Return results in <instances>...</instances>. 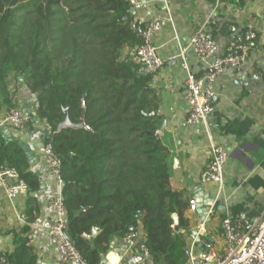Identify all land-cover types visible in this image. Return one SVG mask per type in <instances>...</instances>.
<instances>
[{"label": "trees", "instance_id": "obj_1", "mask_svg": "<svg viewBox=\"0 0 264 264\" xmlns=\"http://www.w3.org/2000/svg\"><path fill=\"white\" fill-rule=\"evenodd\" d=\"M129 7L126 0H0V112L17 106L9 81L22 77L50 130L67 234L87 264H100L110 242L140 224L152 264H184L173 216L185 231L189 202L170 188V150L158 132L151 75L129 59L144 26ZM65 110L83 125L58 131ZM20 144L0 133V166L15 168L28 191L25 223L13 232L14 250L0 252V264H38L29 234L41 184Z\"/></svg>", "mask_w": 264, "mask_h": 264}, {"label": "crops", "instance_id": "obj_2", "mask_svg": "<svg viewBox=\"0 0 264 264\" xmlns=\"http://www.w3.org/2000/svg\"><path fill=\"white\" fill-rule=\"evenodd\" d=\"M142 6L132 13L133 21L143 25L164 15L161 0H141ZM174 15V25L180 41L186 44L189 35L204 27L215 39L218 54L232 53L231 26L242 33L254 32L257 46L245 61L219 74L213 85L214 112L210 117L212 138L228 151L224 167L222 187L202 183L200 173L211 159L208 138L201 125H182L187 116V104L183 96L186 71L176 57L178 43L171 26L154 36L159 55L165 59L163 67L151 75L149 86L157 93L160 104L157 113L161 117L160 137L169 147L170 188L183 191L184 197L196 200V210L185 211L188 227L183 235L184 244L196 239L199 244L211 242L216 252L223 248V232L220 221L227 215L245 218L258 217L264 210V0H168ZM127 49L124 51L126 54ZM189 67L201 76L205 66L187 51ZM9 91L17 106L25 112H36V98L26 88L22 77L9 81ZM4 110V109H3ZM2 110V111H3ZM32 120V116L30 117ZM38 120V118H37ZM46 128L38 120L26 134H16L9 126L0 129L4 139H19L38 157L31 169L40 179L39 195L52 184L41 168V145ZM27 194L9 200L0 186V252H12L14 231L25 223L24 209ZM201 207H212L203 219ZM209 212V211H208ZM177 220V217H176ZM177 224V223H176ZM204 229L200 230V226ZM31 226V225H30ZM141 224L137 230L136 245L128 248L122 237L114 238L109 249L119 256L118 264L138 261L143 245ZM30 242L38 264H60L53 247L41 238L39 243ZM184 245V247H185ZM3 260V259H2ZM136 261V262H137ZM113 264L114 260H110Z\"/></svg>", "mask_w": 264, "mask_h": 264}, {"label": "built area", "instance_id": "obj_3", "mask_svg": "<svg viewBox=\"0 0 264 264\" xmlns=\"http://www.w3.org/2000/svg\"><path fill=\"white\" fill-rule=\"evenodd\" d=\"M126 1L130 5L131 13L143 4L141 0ZM161 1L164 15L144 24L139 34L141 43L130 50L129 59L139 66L143 74L154 75L159 72L165 59L159 55L153 39L165 27H172L174 39L178 43L176 57L186 71L183 96L187 104V116L182 125L185 127L202 126L208 138L211 159L201 171L200 181L216 184L221 188L228 151L212 138L210 117L214 112L213 85L219 74L245 61L248 53L257 46L256 34L254 32L242 33L238 27L231 26L230 32L233 38L230 48L233 51L225 55L218 54L215 39L204 27L195 29L189 35L187 43L183 44L175 29L174 15L169 1ZM188 50L195 55L199 63L205 66V71L199 77L189 67L186 55ZM38 120L47 129L44 121ZM4 126H9L16 134H26L32 128L33 121L21 107L14 106L0 112V129ZM41 168L52 184L45 189L42 195H39V192L36 194L40 212L30 224L33 230L32 242L39 243L41 238L45 239L47 245L55 249L56 258L60 264H87L67 234L68 218L63 204L64 180L60 160L51 146L44 142L41 145ZM0 186L9 200L28 192L26 183L19 178L15 168L9 166H0ZM196 206L195 198H191L189 209L194 211ZM208 211L207 213L211 214L212 207ZM220 226L224 238L222 250L216 252L211 242L205 243V248L201 249L196 239H192L183 250L184 264H264V210L255 218L227 215L221 219ZM199 228L203 230L204 225ZM94 229L97 230V228ZM137 238V232L133 231L122 236L128 248L136 245ZM110 254V260H113L116 253L111 250ZM140 257L138 261L136 260L137 262L130 264H152V254L144 244L141 246ZM118 261H114L113 264H118Z\"/></svg>", "mask_w": 264, "mask_h": 264}, {"label": "water", "instance_id": "obj_4", "mask_svg": "<svg viewBox=\"0 0 264 264\" xmlns=\"http://www.w3.org/2000/svg\"><path fill=\"white\" fill-rule=\"evenodd\" d=\"M133 12H134V11H133ZM138 30H139V34H140V33H141V28L139 27ZM26 113H27L30 117L32 116V118H33L32 121H33V122H35V120H36V124L38 123V120H37V117H36V116H37L36 112H34V113L26 112ZM153 114H154V113H153ZM82 125H83L82 121L79 122L78 124H73V123H71L70 120H69V118H68L67 111L65 110V111H64V118H63V120H62L60 123H58V125H57V130L60 131L61 129H63V128H67V127L80 128ZM45 134H46V135H45V137H43V141H47V144H50V140L48 139V138H49V134H50V130H49V129H46ZM20 145L23 147V149H24V151H25V154H26V156H27V158H28V162H29V164H30V165H35V164L38 162V157L32 152L31 149H29V147H28L27 145H25V144H23V143H21ZM197 206H199V205H197ZM200 213H201L202 216H203V219H202V220H205V219L207 218V217H206L207 208H205V207H201V211H200ZM173 218H174V221H175V224H176V223H177L176 216L174 215ZM174 228H175V231H177V232H181L180 229L178 228L177 224H176V226H175ZM97 233H98V230H95V229H94V230H93V233H92V237H94ZM199 246H200L201 249H204V248H205V246L202 245V244H199ZM140 258H141V257H138V260H139ZM110 259H111V254H110V252L107 253V254H105V255H103L102 258H101L102 264H111ZM113 260H114V261H118V260H119V256H118V255H115V256L113 257Z\"/></svg>", "mask_w": 264, "mask_h": 264}]
</instances>
